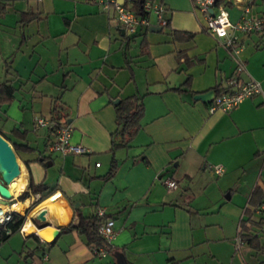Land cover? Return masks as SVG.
I'll return each instance as SVG.
<instances>
[{"label":"crops","instance_id":"0c3cea01","mask_svg":"<svg viewBox=\"0 0 264 264\" xmlns=\"http://www.w3.org/2000/svg\"><path fill=\"white\" fill-rule=\"evenodd\" d=\"M152 1L163 4L166 24L149 12L126 39L98 0H0V81L14 87L0 102V133L29 147L13 148L24 181L4 206L23 205L9 209L24 220L0 240V264H264L262 234L236 245L247 210L259 214L248 201L252 189L264 186V0L219 2L231 20L244 5L263 20L261 31L240 36L236 51L204 30L192 0ZM23 12L34 16L22 21ZM232 77L256 80L260 91L228 110L208 111L211 98L193 97ZM130 94L142 96L139 128L111 150L113 99ZM35 114L48 123L34 127ZM55 120L86 150L48 152ZM29 183H42L41 192ZM22 190L28 193L18 199ZM73 206L112 218L103 255L75 229L61 230ZM42 209L44 222L36 216Z\"/></svg>","mask_w":264,"mask_h":264},{"label":"built area","instance_id":"2783aa9c","mask_svg":"<svg viewBox=\"0 0 264 264\" xmlns=\"http://www.w3.org/2000/svg\"><path fill=\"white\" fill-rule=\"evenodd\" d=\"M104 10H112V18L116 25H119L123 30V34L129 36L135 32L138 26H144L148 23V13L151 12L156 18L158 25L163 26L166 24V18L164 17V6L161 2H154L152 0H143L141 3L142 10L147 14L136 12L133 9L125 6L122 0H98ZM193 7L198 9L204 18V30L210 35L219 38L221 43L230 51H236L240 46V36L252 31L259 32L263 29V20L260 17L251 16L247 5H244L241 9V13L237 19H229L226 11V7L221 3H214V0H192ZM212 10H209V9ZM241 65H238V69ZM221 93L215 94L210 99L208 105V111L220 108L222 110H228L238 101L245 97L254 95L260 91L259 83L256 80H249L246 82H240L235 78H231L227 87L222 89ZM48 123V120L39 114L33 116L34 127L43 126ZM55 134L52 140L47 144L46 149L48 152L55 151L60 155L68 153H79L85 151V147L71 143L69 141L70 126L68 124H61L55 127ZM215 173H221L222 167L215 165L213 167ZM162 182L168 188L176 187V182L171 178H164ZM0 205H2L0 203ZM261 204L256 207V211L262 208ZM11 210L3 209L0 206V225H2L10 217ZM98 216H102L100 224L98 226V233L105 242H109L112 236V224L113 220L109 216H104V212L101 208L96 211ZM264 227V225H263ZM20 229V227H19ZM5 233H10V228H4ZM242 239L237 234L236 245H239ZM91 252L96 255H103L105 249L101 246L92 247ZM45 257V256H44ZM37 264V263H32Z\"/></svg>","mask_w":264,"mask_h":264},{"label":"trees","instance_id":"16d2710c","mask_svg":"<svg viewBox=\"0 0 264 264\" xmlns=\"http://www.w3.org/2000/svg\"><path fill=\"white\" fill-rule=\"evenodd\" d=\"M143 0H130L129 5H127L126 0L123 1V4L130 9L135 10L136 12L147 14L142 10ZM221 2V0H214V3L217 4ZM2 9V4L0 2V11ZM32 15L29 12H23L20 14V20L27 21L32 18ZM121 28L119 25H117ZM180 33H183V36H179ZM171 34L174 37H182L187 38L192 35L191 32H179L177 30H171ZM122 36L126 39L131 37L122 33ZM223 88L213 87V91L215 94L221 93ZM14 87L10 84L6 79L0 81V102L7 103L13 96ZM141 94H130L124 97H121L119 101L114 105L115 110V124L116 127L114 131L111 133V146L110 149L113 150L115 147L127 145L129 140L135 135L139 128V119L142 115V99ZM60 125L56 120L54 121L53 126L57 127ZM13 129V132H16ZM1 134V133H0ZM22 134V132L20 133ZM4 138H6L3 134H1ZM7 139V138H6ZM28 145L22 142H12V148H27ZM29 148V147H28ZM115 166V160L112 157L109 163V168L105 173V177H109ZM42 183L32 184L29 183V190L32 193L41 192ZM28 193L27 190H22L18 195V199H22ZM51 195V194H50ZM46 194H41L40 198H44ZM264 186L255 185L252 189V192L248 198V201L252 203L255 207H259L261 204L262 208L259 209V214L256 218H252L251 210L248 211V218L241 220V225L238 230V235L242 239V241L246 240L248 243L257 242L258 235L262 234L264 236ZM73 214L71 220L64 226L61 227V230H69L75 229L79 234H82L86 240V243L92 247L101 246L104 249H108L109 243L105 242L103 238L98 233V226L100 224V220L102 216H98L96 213H92L89 215L82 214L79 209L72 207ZM104 216H107L104 214ZM24 220V215L20 214L16 211H12L8 220H6L2 225H0V240L5 239L10 233L18 230L21 223ZM9 227L10 233H5L4 228ZM259 245V247H263ZM107 264H116L115 262L107 263ZM167 264H178V262L172 258L167 259Z\"/></svg>","mask_w":264,"mask_h":264},{"label":"water","instance_id":"95a60500","mask_svg":"<svg viewBox=\"0 0 264 264\" xmlns=\"http://www.w3.org/2000/svg\"><path fill=\"white\" fill-rule=\"evenodd\" d=\"M209 10H212L211 8ZM123 33V30H120ZM213 90L208 89L202 92H197L193 95L194 98L200 100H208L213 96ZM118 98L113 99V103L118 102ZM19 174V165L15 156L12 145L0 134V203L6 204L11 199L12 195L8 189L10 181ZM12 212V211H11ZM37 218L41 221H46L44 217V210L37 213ZM58 231V226L54 227V234ZM122 264H126L121 262ZM117 262V264H121Z\"/></svg>","mask_w":264,"mask_h":264},{"label":"bare ground","instance_id":"6f19581e","mask_svg":"<svg viewBox=\"0 0 264 264\" xmlns=\"http://www.w3.org/2000/svg\"><path fill=\"white\" fill-rule=\"evenodd\" d=\"M20 176V174H18L17 176H15L9 183V191L13 194H16L22 187H23V181L22 178L17 179ZM23 177V176H22ZM10 186H12V190L10 189ZM42 204H45L49 207H51L52 209H54V205L52 202L50 201H45ZM3 209H9V208H13V209H21V204L17 203L16 205L12 206V207H6L4 205H0Z\"/></svg>","mask_w":264,"mask_h":264},{"label":"rangeland","instance_id":"374dc122","mask_svg":"<svg viewBox=\"0 0 264 264\" xmlns=\"http://www.w3.org/2000/svg\"><path fill=\"white\" fill-rule=\"evenodd\" d=\"M123 263H125V262H123ZM117 264V263H116ZM122 264V263H121Z\"/></svg>","mask_w":264,"mask_h":264}]
</instances>
